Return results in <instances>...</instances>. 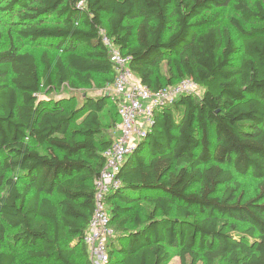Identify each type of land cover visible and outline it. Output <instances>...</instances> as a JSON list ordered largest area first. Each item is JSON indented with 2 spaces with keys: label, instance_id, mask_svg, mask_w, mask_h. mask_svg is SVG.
<instances>
[{
  "label": "trees",
  "instance_id": "trees-1",
  "mask_svg": "<svg viewBox=\"0 0 264 264\" xmlns=\"http://www.w3.org/2000/svg\"><path fill=\"white\" fill-rule=\"evenodd\" d=\"M231 1L237 63L228 26L204 17ZM253 21L263 25L242 24ZM0 25V264H91L83 237L116 101L53 92L93 74L112 86L101 31L151 90L202 89L157 107L124 158L105 196L106 264H168L174 250L180 264H264V0H0ZM19 42L61 53L42 50L39 70ZM168 55L175 83L158 70ZM248 175L257 192L243 198L235 176Z\"/></svg>",
  "mask_w": 264,
  "mask_h": 264
},
{
  "label": "built area",
  "instance_id": "built-area-1",
  "mask_svg": "<svg viewBox=\"0 0 264 264\" xmlns=\"http://www.w3.org/2000/svg\"><path fill=\"white\" fill-rule=\"evenodd\" d=\"M101 33L115 70L112 96L116 101L119 121L110 145L103 152L104 164L93 182L94 208L83 237L91 264H106L108 261L107 243L114 236V230L109 223L105 196L118 186L117 174L121 164L145 135L152 123L154 110L173 103L182 94H199V85L191 79L151 90L131 72L129 57L122 55L103 31Z\"/></svg>",
  "mask_w": 264,
  "mask_h": 264
},
{
  "label": "rangeland",
  "instance_id": "rangeland-1",
  "mask_svg": "<svg viewBox=\"0 0 264 264\" xmlns=\"http://www.w3.org/2000/svg\"><path fill=\"white\" fill-rule=\"evenodd\" d=\"M214 13L218 14V20L221 24H225L228 26L236 45L239 47L236 54L233 55V62L237 63L241 58L244 57L242 53L241 48V41L242 36L237 31V29L234 27V25L231 23V19H239L238 13L233 7V2L231 1L227 6L225 7H219V8H213L209 12H207L204 17H211ZM136 21H132V23H135ZM245 28H249L251 26H261L263 23L260 22H249V23H242ZM0 29H2L6 33V27L4 25H0ZM22 45V50H29L32 53L35 54L36 59L38 61V67L39 70L41 68V63L39 61V55L42 50H46L51 59H53V56L57 53H61V51L57 48H50L45 46H32L24 44V42H19ZM173 55L164 56L159 60L158 64V70L168 77H171L172 83L177 82L180 79L172 78L173 75L176 74L175 68L173 66L172 60ZM107 75L105 74H93V82L90 86L81 85L79 82L74 81V86H69L66 84L63 89L60 91L53 92V96L56 98H63L67 99L70 104L77 103L85 94H89L92 96L99 95L103 92L105 93H111L112 95V86H108L107 84ZM201 88L199 87V90L197 93H201ZM7 176H12V174L7 173ZM235 180L239 182V189L238 194L243 195V198H248L253 196L257 192V180L248 176H235ZM246 224H242L244 227ZM22 250V249H21ZM176 251H173V256L168 264H180V260L177 255H175ZM191 260L188 258L186 261V264H190ZM194 264H205L204 258L199 254L198 260Z\"/></svg>",
  "mask_w": 264,
  "mask_h": 264
},
{
  "label": "crops",
  "instance_id": "crops-1",
  "mask_svg": "<svg viewBox=\"0 0 264 264\" xmlns=\"http://www.w3.org/2000/svg\"><path fill=\"white\" fill-rule=\"evenodd\" d=\"M115 128H116V126H115ZM115 128L113 129V131H112V137H113V135H114V132H115Z\"/></svg>",
  "mask_w": 264,
  "mask_h": 264
}]
</instances>
